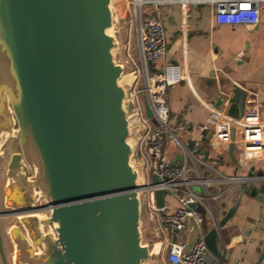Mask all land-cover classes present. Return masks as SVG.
I'll use <instances>...</instances> for the list:
<instances>
[{"label": "water", "instance_id": "95a60500", "mask_svg": "<svg viewBox=\"0 0 264 264\" xmlns=\"http://www.w3.org/2000/svg\"><path fill=\"white\" fill-rule=\"evenodd\" d=\"M113 3L0 0V150L13 138L20 147L7 163L3 198L22 225L9 230L14 264H149L129 139L133 102L110 31L118 21ZM145 110L152 118L148 104ZM243 110L242 94L239 116ZM231 138L227 149L237 163L234 128ZM166 193L156 192L158 205ZM244 193L264 200V181L242 182L217 226L192 203L201 225L189 217L185 252L203 229L202 264H225L220 230ZM41 200L48 215L37 211ZM263 259L264 243L251 264Z\"/></svg>", "mask_w": 264, "mask_h": 264}, {"label": "built area", "instance_id": "2783aa9c", "mask_svg": "<svg viewBox=\"0 0 264 264\" xmlns=\"http://www.w3.org/2000/svg\"><path fill=\"white\" fill-rule=\"evenodd\" d=\"M167 3H180L183 7L190 3H207L212 6L219 25H256L264 0H128L130 19L135 24L138 42V55L134 57L127 49L125 57V63L131 65L133 74V80L128 85L133 102L128 125L133 147L132 160L139 174L142 218L146 217L156 225L161 237L158 253L166 255L165 264H202L203 252L207 248L205 230H201L193 247L185 252L191 229L189 217L194 216L201 225V215L191 204L201 203L207 212L208 226H217L214 201L224 194L228 186L264 181V174L226 175L208 164L202 150L204 133L209 130L216 142L227 147L232 141L234 128L235 144L242 147L239 160H262L264 121L255 102L249 103L242 115L236 117L213 109L206 123L200 127V137L189 148V142L170 124L167 100L169 88L186 78L187 73L179 64L168 60L161 69L154 66V62L165 57L167 51V32L161 18V7ZM146 7L151 8L152 16L144 18ZM145 104L149 105L152 118L147 115ZM177 155L181 157L178 160ZM195 185L200 187V192L193 189ZM158 190L169 192L162 206L157 202ZM169 195L177 205L170 202Z\"/></svg>", "mask_w": 264, "mask_h": 264}, {"label": "crops", "instance_id": "0c3cea01", "mask_svg": "<svg viewBox=\"0 0 264 264\" xmlns=\"http://www.w3.org/2000/svg\"><path fill=\"white\" fill-rule=\"evenodd\" d=\"M150 9L144 8V18L152 16ZM161 18L167 32V51L154 66L161 69L168 60L187 73L186 78L169 88L167 95L170 124L179 134L188 142L197 140L200 127L213 109L239 116L242 94L244 109L249 103H257L264 121V3L256 25H219L207 3H190L186 7L167 3L161 7ZM127 49L134 57L138 55L134 23L128 27ZM127 76H131V83L133 74L129 72ZM202 150L207 163L220 173L264 174V159L239 160L242 147L235 144L238 159L235 163L227 147L216 142L209 130L204 133ZM254 183L259 187L261 182ZM239 189L240 183H233L214 201L218 217L236 201ZM169 200L177 205L172 197ZM220 235L221 246L230 255L225 264L255 262L264 243V200L244 193L236 213L221 228Z\"/></svg>", "mask_w": 264, "mask_h": 264}, {"label": "rangeland", "instance_id": "374dc122", "mask_svg": "<svg viewBox=\"0 0 264 264\" xmlns=\"http://www.w3.org/2000/svg\"><path fill=\"white\" fill-rule=\"evenodd\" d=\"M116 11H117V18L118 21L115 23L114 27L110 30L111 33L115 34L119 41V47L116 50L117 53V59L119 62H122L125 64V73L121 78V83L125 85H129L131 76H127L129 72H131V65L126 62V37H127V31L128 27L132 25L131 16L129 14V8H128V0H114L113 3ZM19 143L18 141L13 138L9 140L7 145L2 149L1 155H0V208L2 206L3 202V183H6L7 177H6V166L7 161L10 158V155L13 152L19 151ZM193 189L196 192H200V187L198 185L193 186ZM168 198H171V195L167 196ZM42 202V201H41ZM40 202V203H41ZM198 206L203 209L201 203L198 204ZM40 215H48V212H41ZM15 220L12 221H0V223L3 225L2 227L6 228L11 223H14ZM142 232H143V241L145 243L149 244L150 249H152L157 242L160 241V235L156 231V225L153 221H150L146 217L142 218ZM1 245V244H0ZM152 245V246H151ZM3 250H2V249ZM4 252V253H3ZM5 254L8 264H12V257H13V251L10 241L6 236H4L3 240V246H0V264H5L3 256ZM155 257V258H154ZM154 258V259H153ZM166 255L165 254H156L151 253L149 264H165Z\"/></svg>", "mask_w": 264, "mask_h": 264}, {"label": "flooded vegetation", "instance_id": "af4514ba", "mask_svg": "<svg viewBox=\"0 0 264 264\" xmlns=\"http://www.w3.org/2000/svg\"><path fill=\"white\" fill-rule=\"evenodd\" d=\"M9 161V159H8ZM7 161V163H8ZM42 201V200H41ZM40 201V202H41ZM38 202L36 204V207H37V211L38 213L40 214L41 212H46V210L43 209V202ZM12 220H15L14 223H11L9 226H7L6 228L2 227L3 225L0 223V246H3V240H4V236H6L8 238V240L10 241L11 243V246H12V251H13V259H12V264H14V252H15V244L14 242L12 241L11 237H10V233H9V230L10 228L13 226V225H18L22 228V225L20 223V221L18 220V216L13 214V212L9 209H7L3 202H2V206L0 208V221H12ZM24 231V230H23ZM25 232V231H24ZM2 249V248H1ZM3 250V249H2ZM4 253V252H3ZM3 256L5 257L4 259V263L5 264H8L7 262V259H6V256L5 254H3Z\"/></svg>", "mask_w": 264, "mask_h": 264}, {"label": "bare ground", "instance_id": "6f19581e", "mask_svg": "<svg viewBox=\"0 0 264 264\" xmlns=\"http://www.w3.org/2000/svg\"><path fill=\"white\" fill-rule=\"evenodd\" d=\"M129 78H130V77H129ZM44 212H45V211H44ZM151 246H152V245H151ZM159 247H160V243L157 242V243L154 245L152 252H153V253H157L158 250H159ZM154 258H155V257H154ZM154 258H153V259H154Z\"/></svg>", "mask_w": 264, "mask_h": 264}]
</instances>
